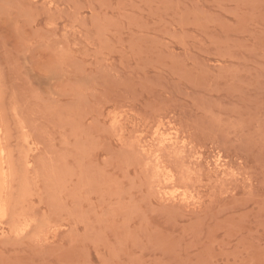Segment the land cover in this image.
<instances>
[{
    "label": "rangeland",
    "instance_id": "1",
    "mask_svg": "<svg viewBox=\"0 0 264 264\" xmlns=\"http://www.w3.org/2000/svg\"><path fill=\"white\" fill-rule=\"evenodd\" d=\"M0 111V264H264V0H0Z\"/></svg>",
    "mask_w": 264,
    "mask_h": 264
},
{
    "label": "bare ground",
    "instance_id": "2",
    "mask_svg": "<svg viewBox=\"0 0 264 264\" xmlns=\"http://www.w3.org/2000/svg\"><path fill=\"white\" fill-rule=\"evenodd\" d=\"M1 112V111H0ZM118 125V124H117ZM159 133V132H158ZM161 134V133H160ZM165 134V133H164ZM161 139L159 140V142H160V146L161 147H163V148H165V147H171V148H173V149H176L178 146H179V142L177 143V141H179V140H177V141H175L173 138H175V136H173V138H169V136H168V138H163V134H161ZM166 136V135H165ZM171 137V136H170ZM1 138V137H0ZM4 140H5V138H4ZM3 141V140H2ZM8 143V142H7ZM1 144V143H0ZM180 145H182V144H180ZM150 146V145H149ZM185 146H186V144H185ZM180 147V146H179ZM182 148V147H181ZM2 149H3V147H2ZM2 149H1V146H0V213L1 212H3L2 210L5 208V206L7 205V202H8V198H9V194H10V181H9V177H8V174H7V169H6V165H5V163L8 161H6V162H4L3 161V154H2ZM150 149H152V148H150ZM150 149H148L147 147L145 148L144 147V151L147 153L148 152V150H150ZM179 149V148H178ZM32 151V150H31ZM150 152V151H149ZM152 152V151H151ZM154 152V151H153ZM152 152V153H153ZM158 152V151H157ZM148 154H150V153H148ZM158 156V155H157ZM9 157V156H8ZM160 157V156H159ZM157 160V159H156ZM220 161H221V159H220ZM157 162H159V161H157ZM222 164H223V161H222ZM217 166H220L219 165V163H217L216 164ZM215 165V166H216ZM214 166V167H215ZM9 168V167H8ZM217 168V167H216ZM215 169V168H214ZM222 169H223V167H222ZM227 170V169H226ZM215 171H216V169H215ZM218 171V170H217ZM166 177V176H165ZM170 177V176H169ZM167 179H168V177H167ZM164 180H165V178H164ZM170 181V180H169ZM188 200V199H187ZM5 213V212H4ZM2 232V231H1Z\"/></svg>",
    "mask_w": 264,
    "mask_h": 264
}]
</instances>
